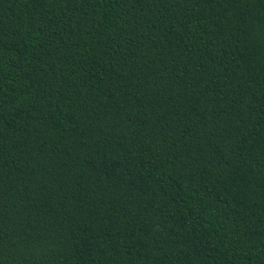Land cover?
<instances>
[{
  "label": "trees",
  "instance_id": "trees-1",
  "mask_svg": "<svg viewBox=\"0 0 264 264\" xmlns=\"http://www.w3.org/2000/svg\"><path fill=\"white\" fill-rule=\"evenodd\" d=\"M0 264H264V0H0Z\"/></svg>",
  "mask_w": 264,
  "mask_h": 264
}]
</instances>
